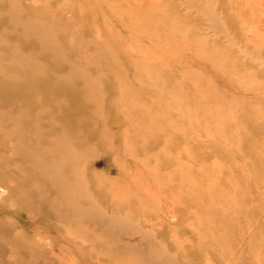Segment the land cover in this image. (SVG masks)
<instances>
[{"label":"rangeland","instance_id":"374dc122","mask_svg":"<svg viewBox=\"0 0 264 264\" xmlns=\"http://www.w3.org/2000/svg\"><path fill=\"white\" fill-rule=\"evenodd\" d=\"M0 264H264V0H0Z\"/></svg>","mask_w":264,"mask_h":264}]
</instances>
